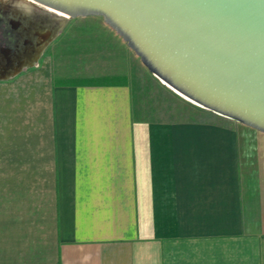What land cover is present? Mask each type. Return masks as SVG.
I'll return each mask as SVG.
<instances>
[{
  "label": "crops",
  "instance_id": "obj_1",
  "mask_svg": "<svg viewBox=\"0 0 264 264\" xmlns=\"http://www.w3.org/2000/svg\"><path fill=\"white\" fill-rule=\"evenodd\" d=\"M2 10L0 264H264L263 131L132 121L128 75L63 74Z\"/></svg>",
  "mask_w": 264,
  "mask_h": 264
},
{
  "label": "water",
  "instance_id": "obj_2",
  "mask_svg": "<svg viewBox=\"0 0 264 264\" xmlns=\"http://www.w3.org/2000/svg\"><path fill=\"white\" fill-rule=\"evenodd\" d=\"M99 15L162 82L264 132V0H32Z\"/></svg>",
  "mask_w": 264,
  "mask_h": 264
},
{
  "label": "rangeland",
  "instance_id": "obj_3",
  "mask_svg": "<svg viewBox=\"0 0 264 264\" xmlns=\"http://www.w3.org/2000/svg\"><path fill=\"white\" fill-rule=\"evenodd\" d=\"M0 6L3 13L11 12L6 20L19 28V43L31 48L51 41L48 53L53 56L55 68L63 74L128 75L132 121L139 120L141 114L144 116L146 109L148 115L160 119L203 122L219 117L156 77L101 16H64L32 0H0ZM25 27H29V32ZM45 32L49 35L42 38ZM115 80L120 81L117 77Z\"/></svg>",
  "mask_w": 264,
  "mask_h": 264
},
{
  "label": "flooded vegetation",
  "instance_id": "obj_4",
  "mask_svg": "<svg viewBox=\"0 0 264 264\" xmlns=\"http://www.w3.org/2000/svg\"><path fill=\"white\" fill-rule=\"evenodd\" d=\"M49 34L47 33V32H45L44 33V36L42 37V38H44V37H47ZM19 64H21V63H19Z\"/></svg>",
  "mask_w": 264,
  "mask_h": 264
},
{
  "label": "bare ground",
  "instance_id": "obj_5",
  "mask_svg": "<svg viewBox=\"0 0 264 264\" xmlns=\"http://www.w3.org/2000/svg\"><path fill=\"white\" fill-rule=\"evenodd\" d=\"M50 9V8H49ZM53 11H55V10H53ZM56 12H58V11H56ZM60 14H62V15H64V16H66L65 14H63V13H61V12H59Z\"/></svg>",
  "mask_w": 264,
  "mask_h": 264
}]
</instances>
